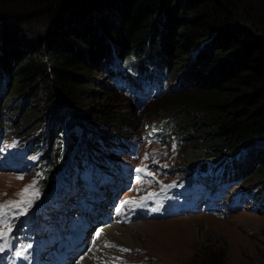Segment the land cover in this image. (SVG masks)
Masks as SVG:
<instances>
[{
  "label": "trees",
  "instance_id": "1",
  "mask_svg": "<svg viewBox=\"0 0 264 264\" xmlns=\"http://www.w3.org/2000/svg\"><path fill=\"white\" fill-rule=\"evenodd\" d=\"M261 8L252 0H0V105L5 111L0 115L10 117L0 119V138L11 136L24 149V159H32L35 191L45 195L66 164V174H87L89 161L106 164L105 158L117 152L110 146L105 152L103 144L113 142L115 132L100 130L98 138L91 137L85 124L91 120L84 101L89 87L99 82L95 74L108 78L138 109L148 99L180 92L178 111L203 112L207 118L200 126L211 133L204 134L195 153H179L189 135L176 131L174 117L143 122L144 149L150 150L154 140L185 175L195 166L207 171L230 163V180L245 186L240 191L253 212L264 214V188L245 178L253 171L264 179ZM37 20L44 32L30 27ZM16 26L25 31L16 34ZM176 38L184 41L181 46ZM178 56L188 61L187 69L170 85L167 74ZM192 79L209 82L185 92ZM38 86L45 96L41 101L52 110L16 122L9 107L15 102L20 110V101L23 107L37 99ZM60 99L66 105L53 113ZM178 157L186 162L178 163Z\"/></svg>",
  "mask_w": 264,
  "mask_h": 264
},
{
  "label": "rangeland",
  "instance_id": "2",
  "mask_svg": "<svg viewBox=\"0 0 264 264\" xmlns=\"http://www.w3.org/2000/svg\"><path fill=\"white\" fill-rule=\"evenodd\" d=\"M257 1L259 0H252L253 5L260 6V8L264 6V1L256 3ZM28 2L30 3V1ZM261 10L264 11V8H261ZM42 25V20H37L30 27L44 32L45 27L43 26L42 29ZM23 29L24 26L13 28L16 34H20V32L17 33L18 31L24 32ZM29 35H32V33ZM176 39L177 45L181 46L184 41L180 42V38ZM194 51L195 47L192 48L191 54ZM175 59L177 66L170 65V73L168 72V78L166 79L170 80V85H173L172 83L179 75H182L188 65V61L179 56ZM87 77L85 76V78ZM94 79L99 80V82H95L94 85L89 87L90 90L86 94L88 97H85L84 101L89 111L88 120H91L88 123L85 122L86 127L95 133L90 132L91 137L95 138H98L96 134L100 130L102 132H115L116 138L113 142L111 140L104 141L105 152L111 150L110 147L116 148L117 151L123 148L124 151L122 150L118 153L120 156L115 157L117 159H114L116 162L113 166L112 162L109 165L101 164L102 175L98 173L94 175V170L91 171V182L89 183L91 189L77 178L73 184H70L69 178L71 176H68L59 181L58 185L56 184L57 186H55V191L52 194L42 195L40 193L34 198L29 197L32 202L26 207L23 214H20L19 210L13 209L9 214L13 230L10 237L11 254L8 256L9 263L33 264L24 256L26 254L23 251L21 253V249L31 248L34 244L35 246L40 245L41 241L45 239H48L51 245L46 246L43 252H49L50 260L55 258L53 252L60 243L65 244V247L62 248H65V258L68 255L72 258L91 248L96 240L90 242V238L94 234L98 236L96 247L98 249L95 251L98 255H101L100 259L102 261L100 264H105L106 259L110 257L107 252L111 250L118 252L121 261L125 262L123 264H264V214H257L249 210V204L246 203L247 205L244 204L245 207L228 213L225 211L218 214L209 212L207 209L209 199L206 188L194 187L191 189L176 183L173 180L185 178L186 175L179 170L171 173L164 165L156 167L148 163H145L147 164L145 166L140 165L139 168L146 167L151 175L138 172L134 180V165L142 163L141 161L144 160L147 150L144 149L145 137H142L144 132L143 122L152 123L157 119L174 117L177 122L176 131L188 133L189 135V139L184 142L179 153L188 150L187 153L191 154L197 151L198 145L201 143L200 139L204 134L210 132L207 126H200L201 123H205L206 115L196 110L189 113L188 111L179 112L177 107L183 98L180 92L175 96L167 93L158 98L148 99L138 109L134 107L132 98L124 96L122 91L114 88L113 83L105 78L103 74L101 76L95 74ZM100 81L104 86L99 85ZM207 82L209 80L204 83L198 79L195 81L189 80V87L184 91L188 92L196 87L201 88ZM11 91L9 89V92H6L5 100L9 99ZM34 93H36L37 99H29L23 107H21L20 101V110H16V107H14L15 102L9 107L8 113L16 115V122L23 124V121L36 117L38 110L47 115L49 109L52 108L45 106L41 101L45 97L41 86H38ZM58 104L55 107L53 106V113L57 114L58 108L56 107L65 103L60 99ZM0 108V114H4L5 111L2 110L1 105ZM67 108L70 109L69 106ZM9 118L0 115L2 120ZM29 127L30 125L25 126L26 129ZM13 129L14 127H11L4 133L11 134ZM187 129L194 132H188ZM5 139L6 141L12 140L11 136L0 138L3 145ZM128 145H130L131 151H127ZM160 148L161 150L164 149L162 146ZM259 158V161L264 159V151ZM162 161L167 163L170 169H176V162L167 153L162 155ZM177 161L181 164L186 162L180 160L179 157ZM120 162L127 167L133 166V174L129 182L123 180V184H119V186L112 189L115 182H106L113 178L117 179V173L122 171ZM68 167L70 168V166ZM6 168L10 170L9 167ZM24 171L13 173L3 169L0 170V205H5L9 201H19L23 189L32 185L35 186L36 179L31 168H29V163L26 164ZM80 176L85 180L83 174ZM85 176L87 177L86 174ZM120 176V179H122L124 175L121 174ZM260 177V174L252 171L251 173L248 172L245 178L249 183L258 181L262 185L261 187L264 188V179ZM235 184L236 186L233 189L245 187L241 186L239 182ZM172 190H176L182 195H195L199 192L203 202V205L199 204V212L176 217H162V212H170L174 207L165 200L166 195ZM213 195L219 196V193L213 192ZM144 199L151 201L150 204H154L150 217L146 216L148 211L144 209L147 203L141 202ZM231 199L230 192L226 193L224 203ZM41 200L43 202L40 204ZM125 200H134L137 204L125 206L124 210L119 213L122 214L121 219L118 220L119 224L125 225L124 219L127 214H124L125 209L128 208L132 213L131 218L134 219V222L136 220L143 222L148 226V230L142 235H138L134 244L126 245L124 242L118 244L114 241L113 245L115 247H105V244H111V242H108V239L104 236L101 238V228L108 223L110 217H118L119 214L116 209ZM169 201L172 202V200ZM34 204H37V206L33 208ZM180 205L185 207L184 203ZM104 219L106 223H104ZM90 222L92 223L90 224ZM0 230L7 231V228L0 227ZM81 234H84V247H69L72 238ZM119 249H128L129 251L121 252ZM7 250L8 248L4 250L5 253ZM15 252L20 253L19 257L14 254ZM213 259L218 263H210ZM78 261L79 258H75L68 264H76Z\"/></svg>",
  "mask_w": 264,
  "mask_h": 264
},
{
  "label": "bare ground",
  "instance_id": "3",
  "mask_svg": "<svg viewBox=\"0 0 264 264\" xmlns=\"http://www.w3.org/2000/svg\"><path fill=\"white\" fill-rule=\"evenodd\" d=\"M233 187L227 188L225 190L226 193L227 192L229 193L233 189ZM242 199H246V198H242ZM125 210H126V212L124 215L127 214V217H125V219H124V221L126 222L125 225L119 224L118 220L121 219L122 214L118 213L119 215L117 218H113V217L111 218L109 216L110 218L108 219V223L106 225L102 226V228H101L102 229V231L100 232V233H102L101 238H102V236H104V238L108 239V242H111L112 245L114 244V241L117 242L118 244H120V242H124V243H126V245L134 244L135 238L138 235H142L144 232H147V230H148L147 229L148 226H146L143 222H141V221L138 222V220H136L134 222V219L131 218L132 213L128 208H126ZM104 221H105L104 223H106L105 219H104ZM97 237H98L97 235L92 236V238L94 240L95 239L96 240L93 242V245L91 246L90 249H86L83 254H78L76 256L72 255L73 256L72 258L69 255L65 258V251H64L65 248L62 249L63 247H65V244L60 243L57 245L56 250H54V252H53L55 258L54 259L52 258V260H50L49 252H43L44 248L46 246L51 245V243L49 244L48 239L41 241L40 245L35 246L34 249L23 248L22 251L26 254V256L28 257V260L31 261L33 264H68L71 260H74L75 258H77V259L79 258V261L76 264H96V262H97V264H100L102 261V259H100L101 255H98V253L95 251L98 249V248L96 249V247L98 245ZM72 246H76L78 248L84 247V237H82L81 235H78V236H75L74 238H72L69 247H72ZM100 250H102V249H100ZM22 251H21V253H22ZM9 253H10V248H8L6 253H5V251L0 252V264H11V263H9V259L7 256V254H9ZM16 253H19V252H15L14 254H16ZM117 253L114 250L108 251L107 255H110V257H108L106 259V262L104 261L105 264H123V263H125V262L121 261V259H120L121 256H119ZM18 257H19V255H18ZM13 259H15V258H13ZM20 259H22V258H20ZM21 264H23V263H21Z\"/></svg>",
  "mask_w": 264,
  "mask_h": 264
},
{
  "label": "snow or ice",
  "instance_id": "4",
  "mask_svg": "<svg viewBox=\"0 0 264 264\" xmlns=\"http://www.w3.org/2000/svg\"><path fill=\"white\" fill-rule=\"evenodd\" d=\"M147 159V156L145 157ZM138 172L144 173L145 175H151L148 172L147 168H139ZM38 193L35 192V186H29L22 190L21 199L19 201H9L5 205H0V227L7 228V231L0 230V252H3L6 248H11L10 237L12 234V227L9 218V214L13 209L19 210L20 214H23L26 207L31 204V199L29 197L34 198ZM137 204L134 200H125L122 201L120 206L116 209L118 213L122 212L126 205H135ZM105 247H115L112 244H105ZM121 252H127L128 249H119ZM20 255V253H16Z\"/></svg>",
  "mask_w": 264,
  "mask_h": 264
}]
</instances>
